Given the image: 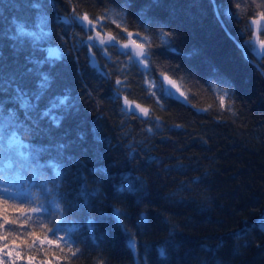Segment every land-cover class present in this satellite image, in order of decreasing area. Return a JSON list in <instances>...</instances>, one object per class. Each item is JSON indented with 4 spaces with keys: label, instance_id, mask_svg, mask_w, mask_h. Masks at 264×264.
Segmentation results:
<instances>
[{
    "label": "trees",
    "instance_id": "obj_1",
    "mask_svg": "<svg viewBox=\"0 0 264 264\" xmlns=\"http://www.w3.org/2000/svg\"><path fill=\"white\" fill-rule=\"evenodd\" d=\"M146 2L133 0L134 7L124 8L123 0H56V10L47 8V35L41 37L29 6L32 0H0V60L17 74L32 69L26 77L30 89L39 90L47 77L46 95L37 102L38 110L52 108L62 118L58 129L18 132L19 143L30 149L14 146L10 169L0 159V181L9 183L10 190L27 193L36 203L44 202L50 209L49 219L59 212L65 228L88 219L98 222L95 240L83 228L71 233L83 241L79 244L83 258H70L67 249L61 253L54 245H45L53 249L47 255L52 264H264V229L259 226L264 220V60L258 64L251 52L245 59L241 48L250 40V21L264 11V0H240L239 7L233 0H215L221 11L230 9L235 14L223 23L210 0H163L164 7L151 13L167 25L165 30L176 33L172 40L157 38L159 29L148 33L156 53L153 76L163 83L162 70L191 69L174 77L188 101L170 99L165 109L146 95L143 77L133 69L117 88L116 79L125 80L119 62L128 58L112 50L116 64L106 66L102 50L93 49L95 59L90 60L88 48L81 47L87 35L75 22L85 12L93 19L107 12L105 32L112 30L125 42L127 32L110 22L123 20L132 39H137L135 33L144 35V29L135 14ZM169 6L175 8L174 16L169 15ZM13 19L27 25L25 35L15 31ZM257 38L264 40V30L257 31ZM50 50L57 51L59 59L50 57ZM213 69L230 82L223 109L218 97L226 85L217 83ZM125 95L148 107L150 119L126 115ZM0 99L7 100L6 113L23 111L19 102L3 94ZM48 120L42 121L44 129L49 128ZM149 127L152 132L147 131ZM97 136L102 142H97ZM57 143L70 144L63 158L53 150L41 153L40 163L56 157L54 162L63 167L66 158L74 156L85 165L82 174L87 188L99 189L91 207L63 212L61 194L76 187L75 165L66 171L71 186L63 178L55 180L47 169L44 178L30 175L31 149ZM124 178L132 181L134 191H117L128 186ZM9 215L19 213L10 209ZM130 240L135 242L134 249ZM161 247L166 249L165 256L160 255Z\"/></svg>",
    "mask_w": 264,
    "mask_h": 264
},
{
    "label": "snow or ice",
    "instance_id": "obj_2",
    "mask_svg": "<svg viewBox=\"0 0 264 264\" xmlns=\"http://www.w3.org/2000/svg\"><path fill=\"white\" fill-rule=\"evenodd\" d=\"M217 19L220 23L224 22L225 17L234 18L235 14L230 9L221 11L222 6L216 4L215 0H210ZM239 7L240 0H233ZM36 14L38 20L37 27L41 29L39 35L45 36L47 33L44 31L45 26L48 24L49 17L47 15V8L56 10V0H47L45 4L43 0H32L29 5ZM133 0H123L122 7L131 8L134 7ZM164 7L163 0H147L135 14L138 24L144 29V35H141L140 31L135 33L137 39H132L133 33L127 31V24L123 20L117 21L112 19L110 22L115 24L122 32H127L129 38L128 42H122V38L118 34H113L112 30L104 31V21L108 20L107 12L95 17L90 18L87 12L76 18L75 22L78 24L81 31L87 35V41H81V47H87L90 54L89 59H95V53L93 49L98 51L102 50L103 55L106 58V66L116 64L112 59V50H115V55L120 57H127V61L119 62V71L124 74L125 80L117 78L115 84L117 88H120L126 83L127 75L130 69L135 70L143 77L144 90L146 95L155 98V104L161 109L166 108L168 100H175L177 102L186 103L188 96L178 86L177 80L174 78L178 73H190V68H180L177 66L175 69H171L169 72L161 71L163 82L161 83L153 76L152 58L156 55L152 51L153 48V36L149 35L151 29H159V32L155 33L156 37H163L166 40H172L175 38V32H169L166 29L167 25L161 23L157 16L151 15L156 9ZM169 15H175V8L173 6L168 7ZM59 19V17H58ZM264 21V11L257 14V18L251 20V24L264 30V25L260 22ZM12 25L15 31L20 35H25L26 24L24 22L17 23L16 19L12 20ZM99 27V30H98ZM27 35L31 36L33 33L29 32ZM255 35V33H254ZM8 39L15 40V37L9 36ZM259 47L264 49V40H258ZM119 45V49H117ZM131 45V48H130ZM242 55L245 59L248 58L249 53L255 54V47L251 42H246L241 45ZM167 51H175L174 48H168ZM50 57L59 59V53L55 50L49 51ZM259 64L261 60H264V55L255 57ZM41 61H36L40 63ZM251 62V61H249ZM32 69H28L27 72L19 73L9 68L6 63L0 60V94L7 96L13 103L19 102V108L23 109L22 112L17 110H9L6 113L5 104L7 100L0 99V159L5 161V169L12 168V151L14 146L18 150L24 148L29 150L30 146L27 144H20L21 137L18 135L21 129H27L31 132L42 133L47 132L55 126L57 129L61 126V117L55 116L52 112V108L47 111L40 112L38 110V101L43 99L47 88V77L44 79V83L41 84L39 90H33L26 87L28 81L26 79L28 73ZM213 73L217 83L226 85L224 94L218 97L221 109L225 108V97L229 95L230 82L217 69H213ZM165 84L168 87H165ZM215 86H213V89ZM175 89V92L172 91ZM179 95H176V94ZM119 98V97H118ZM183 98V101H181ZM63 104L64 101H59ZM123 106L127 109L126 115L136 116L139 112L140 116L145 120L150 119V109L143 107L140 103H136L133 100H129L128 96L123 97ZM56 107L55 104L52 106ZM206 111V109H205ZM234 114V113H233ZM45 118H49V128L44 129L42 121ZM159 121V117L156 118ZM159 127V123L156 125ZM179 127V125L177 126ZM148 132H152V128L147 129ZM80 140L83 141L84 137L81 134ZM98 143L102 142L100 137H96ZM70 147V144L57 143L55 145L50 144L48 148L38 147L31 149L32 159L28 163L30 175L33 178L45 177V169L54 173L55 180L63 178L64 182L71 186V182L68 181L66 171L68 167L75 165V177L76 187L72 189L71 193L61 194V199L64 201L65 207L63 212L69 213L72 210H78L84 206L91 207L93 204V198L99 194V189L89 190L87 184L84 181L82 170L86 167L81 165L74 156H68L67 163L61 166L59 163H55L56 157L50 159L47 163H40L41 153L55 151L57 157L63 158L64 151ZM87 151V149H84ZM99 155V153H97ZM27 159V158H26ZM20 166L16 168L18 172ZM92 172H100L103 170L93 169ZM128 180V178H124ZM55 180L53 182H55ZM11 186L6 181H0V264H52V260L47 258L49 252L53 251L51 247L45 248V245L55 246L61 253L67 249L71 252L70 258H83L84 250L79 247V244L83 243L82 240L71 235V233H78V229L83 228L91 234L93 240L96 239L95 232L98 228V222L92 219H88L86 223L82 225H74L72 228H65L64 221L59 219V212L52 214V218L49 219L47 213L50 209L44 202L36 203L35 201L27 197V193H20L15 189H11ZM132 181L128 180V186L120 187L118 192L134 191ZM71 197V198H69ZM18 205H27V207H19ZM59 209L60 206L57 205ZM14 209L19 213L18 216H10L9 210ZM119 213V209H116ZM142 220L146 218H141ZM19 225V227H11ZM36 229H41V232H37ZM130 246L134 249V240L129 241ZM75 248V251H73ZM160 255H166V249L161 247L159 249ZM43 253L44 258L38 259L37 254ZM52 259H57L53 255Z\"/></svg>",
    "mask_w": 264,
    "mask_h": 264
},
{
    "label": "rangeland",
    "instance_id": "obj_3",
    "mask_svg": "<svg viewBox=\"0 0 264 264\" xmlns=\"http://www.w3.org/2000/svg\"><path fill=\"white\" fill-rule=\"evenodd\" d=\"M260 23L262 25H264L263 21H261ZM250 28H251V37H250L249 42H251L254 45V47H255V54L254 55L259 57L260 55L264 54V49H261L259 47V43L257 42L258 41L257 31L260 28H258L257 26L252 25L251 21H250ZM254 33H255V35H254ZM128 40H129V38L127 37V40L125 42H128ZM130 48H131V45H130ZM165 87H168V85L165 84ZM172 91L175 92V89H172ZM176 95H179V94L177 93ZM123 108H124V106H123ZM125 110H127V109H125ZM136 114L140 115L139 112H137ZM259 226H260V228L264 229V220L260 222Z\"/></svg>",
    "mask_w": 264,
    "mask_h": 264
}]
</instances>
